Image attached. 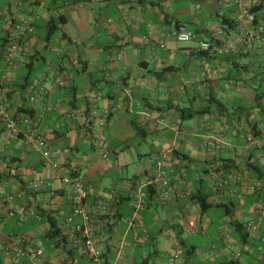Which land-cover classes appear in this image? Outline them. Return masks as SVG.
I'll return each instance as SVG.
<instances>
[{
	"label": "crops",
	"instance_id": "crops-1",
	"mask_svg": "<svg viewBox=\"0 0 264 264\" xmlns=\"http://www.w3.org/2000/svg\"><path fill=\"white\" fill-rule=\"evenodd\" d=\"M60 1L0 0V38L16 20L28 18L36 30L29 52L11 73H0V98L9 108L32 111L28 120L47 142L42 149L27 146L21 122L19 138L0 147V264H34L33 248L43 251L39 264H91L71 240L81 217L72 212L71 186L51 168L52 152L61 174L81 177L104 263L244 264L242 255L259 243V264L264 52L242 40L230 0ZM177 1L185 4L175 9ZM258 8L256 21L264 22V4ZM58 15L64 19L60 30L45 39L46 21ZM175 23L196 34L191 40L198 47L177 44L170 33ZM200 41L212 48L201 49ZM63 68L72 78L61 87ZM36 76L42 103L52 105L44 113L27 100ZM177 108L186 109L184 119ZM92 109L107 115L102 127ZM100 134L107 141L105 158ZM157 161L172 181L165 200L154 182ZM34 181L42 182L39 191L31 188ZM12 192L14 199L3 203ZM201 192L212 204L204 212L196 201ZM48 216L56 221L57 241L47 235ZM232 220L248 225L246 243L236 237ZM197 235L200 242L192 240ZM17 236L28 238L18 256L12 251Z\"/></svg>",
	"mask_w": 264,
	"mask_h": 264
},
{
	"label": "built area",
	"instance_id": "built-area-1",
	"mask_svg": "<svg viewBox=\"0 0 264 264\" xmlns=\"http://www.w3.org/2000/svg\"><path fill=\"white\" fill-rule=\"evenodd\" d=\"M261 0H230V4L234 6L233 21L236 26L241 30V37L245 43H256L260 45L264 52V22L256 21L255 14L251 10V7L260 3ZM264 4V0H263ZM11 27L9 29V35L7 42L3 47V62L4 68H0V73L6 70L11 73L12 69L23 59V56L29 52L31 47L30 37L35 34V27L32 21L28 18L23 20H16L10 22ZM171 35L177 41H188L194 39L196 34L187 30L184 26L180 25L178 28H174L171 31ZM200 48L207 50L210 48V44L207 41H200ZM59 79L57 80L58 86H65L67 81L72 78V74L65 68L60 69ZM30 86L33 91L27 98L28 103L32 107L39 108L42 113L51 109L50 102L42 103L43 87L40 84V77L36 76L30 82ZM43 104V105H42ZM21 106V105H20ZM16 106L9 108L4 98H0V121L2 122L3 130L0 132V147L7 144L10 140H17L22 132L19 124L24 122L26 124V136L25 144L30 148L42 149L47 147V142L39 127L28 120L29 113L22 114L17 113ZM93 118L97 119V126L102 127L107 122V115L100 113L96 109L91 110L90 114ZM99 139L101 142L102 156L105 158L108 155L107 141L105 135L100 134ZM250 139V137H248ZM51 168L58 174L59 179L64 184H68L72 188L71 202L73 206V215L81 217V222L73 223L71 240L76 246L77 250L90 258L91 264H106L102 261V252L97 246V239L94 236V226L92 219L86 209V197L87 190L79 176H72L61 174L59 172L60 162L57 153H50ZM156 187L159 193V197L165 200L169 197L172 184L167 174L161 170V161L156 162ZM42 182H32L31 188L35 191L41 189ZM4 193L0 191V194ZM15 194L5 193L2 198V202H10L14 199ZM72 221V217L67 218V222ZM28 242V238L25 236H17L14 239L12 245V251L15 255L23 254L26 250L25 246ZM30 258L36 260L34 264H39V257L43 251L41 249L33 248L28 251ZM235 258L240 256L239 252H235Z\"/></svg>",
	"mask_w": 264,
	"mask_h": 264
},
{
	"label": "trees",
	"instance_id": "trees-1",
	"mask_svg": "<svg viewBox=\"0 0 264 264\" xmlns=\"http://www.w3.org/2000/svg\"><path fill=\"white\" fill-rule=\"evenodd\" d=\"M65 1H67L69 3H73L74 2V0H61L60 1V5H63V3ZM262 4H263V0H261L259 4L252 6L251 10L253 12H256L257 10H259L258 6L262 5ZM60 5H59V7H60ZM232 21H229L227 18L223 19V23H225V22L226 23H230L229 25L233 26ZM63 22H64V19L62 18V15L50 16L48 18V20L46 21L45 26H44V30H43L44 33H45V36H44L45 39H50L54 34H56L60 30L61 24ZM233 23H234V21H233ZM234 25H235V23H234ZM179 26L180 25L178 23L174 24L175 28H178ZM8 35H9V31H8L7 34H5L4 36H2L0 38V40H1L0 41V50L1 51H3L4 44L7 42ZM210 48H212V46H210ZM209 49H207L206 51H208ZM198 52H202L203 53L205 51H198ZM262 93L263 92H259L256 95V101H257L258 105L261 104ZM213 99H216V98L213 97ZM216 103H219V102L216 101ZM177 110L179 112L180 117L184 119V113H185L186 109L177 108ZM17 113L27 114V113H32V111H29L27 108H25L24 106L21 105L20 107L17 108ZM190 115H192V113L188 114L187 116H190ZM2 130H3V126H2V122L0 121V132ZM136 130L138 131L139 129L136 128ZM72 176H76V175L73 174ZM171 182L172 181H170V183ZM153 186H152V188H153ZM262 188H263L262 195L264 196V185L262 186ZM196 201L199 204V206L201 208V211H203V212L206 211L208 208H210L211 205H212L210 202L207 201L206 194L202 193V192L200 194H197ZM48 222H49V230L47 232V235H48L49 239H54L56 241L59 240L60 233H59V230L57 228L56 221L54 220V218L48 216ZM231 226H232L233 230L235 231V235L238 238V240L241 241L242 243H246V241H247V239H248V237L250 235V230H249L248 225L243 223V222H241L240 220H232L231 221ZM229 263L237 264L235 261H230ZM259 264H264V260L261 259Z\"/></svg>",
	"mask_w": 264,
	"mask_h": 264
},
{
	"label": "rangeland",
	"instance_id": "rangeland-1",
	"mask_svg": "<svg viewBox=\"0 0 264 264\" xmlns=\"http://www.w3.org/2000/svg\"><path fill=\"white\" fill-rule=\"evenodd\" d=\"M184 4H185V2H183V1L173 2V7H175V9H178L180 6H182ZM188 4L189 3H187L186 5H188ZM189 8H192L191 3L189 4ZM177 44L179 46L193 45L195 47H198V43L193 41V40L179 41V42H177ZM185 106H188V105H185ZM195 118L198 119L199 115L195 116ZM195 118L194 119H189V120L185 121L184 123L185 124H193V122L196 120ZM212 219L214 220L215 218L213 217ZM214 224H215V222H214ZM210 230H211V232L214 231V226L213 225L210 227ZM213 235H215V234H213ZM200 238H201V235H197L196 239H192V240L200 242L201 241ZM204 239L207 240L205 237H204ZM259 246H260L259 243L256 244L254 246L255 249H254L253 253H251L250 255H248L246 253H244L242 255L241 259H242L244 264H256L257 263L258 257L260 255V247ZM164 262L167 263V258L164 259Z\"/></svg>",
	"mask_w": 264,
	"mask_h": 264
}]
</instances>
